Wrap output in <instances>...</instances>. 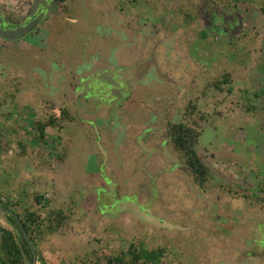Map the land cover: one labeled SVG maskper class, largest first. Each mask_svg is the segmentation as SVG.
<instances>
[{
	"label": "rangeland",
	"instance_id": "374dc122",
	"mask_svg": "<svg viewBox=\"0 0 264 264\" xmlns=\"http://www.w3.org/2000/svg\"><path fill=\"white\" fill-rule=\"evenodd\" d=\"M202 1L204 0H68L67 7L68 3L70 6L66 16L75 18L76 26L57 16L51 24L53 41H48V46H44L47 52L43 48L38 51L40 54L50 52L58 61H61L63 53L68 54L69 59L76 60L78 48L70 46L74 43V47L79 44L85 49L97 46L100 50L96 52L97 57L107 58L105 50L110 49L108 58L111 59L110 55L117 45L124 43L123 39L128 36L131 37L126 30L129 23L136 39L139 35L144 44L154 38L162 40V54L175 55L178 58L174 62L176 67L172 70L169 62H160L159 67L147 70V81L153 83L157 77L155 73L165 75L163 78L168 83L175 81L174 84L180 88L174 84L168 87L173 95L174 90L177 92L171 113L179 122L184 119L187 126H193L201 134L198 140L200 158L209 162V157L215 153L221 159L226 156L227 164L230 165L229 156L232 155L233 160L239 163L237 169L240 173L236 179L246 180L250 185L255 179L258 178L259 182L264 177V12L260 0H215L222 9L228 10V4L230 7L233 5L232 12L240 16L238 32L231 36L229 29L226 36L220 37L217 34H207L198 19L196 9ZM150 16L152 21L149 22L146 18ZM141 23H146L145 32L141 30ZM155 23L161 30L157 37L153 35L157 31L151 29V35L146 31ZM61 28L72 32L66 36L69 40L66 42L67 46L64 42H61L63 46L55 43L60 39L58 32ZM113 31L117 36L108 37L107 33ZM128 46L133 51L136 45ZM19 49L31 58L38 52L36 48L30 49L27 45H20ZM14 52V45H0V134H8V137L12 134L14 146L16 142H21L30 148L24 157H19L21 149H18L19 152L14 151L13 157L6 155V163L0 158V192L5 199H11L12 194L15 200L18 198V212L21 216L23 209L32 205L31 198L39 194L44 198L41 200L42 204L32 205V210L40 218L44 219L51 212H61L63 217L60 227L53 233L44 229L50 224L49 221L43 223L44 228L41 227L40 233H33L37 264H104L107 258L126 253L130 245L137 249H161L163 257L160 264H264V245L261 247L259 243L261 234L254 228L260 222L264 231V199L258 203L253 202L256 201L254 197L251 200L240 199L242 197L239 194L231 193L225 185L219 190L210 180L204 184V194L192 183L191 175L185 171L174 174L177 179L174 180L172 190L177 192L179 198L173 199L163 188L164 182H167L164 179L157 183L156 176L151 187L149 176H152L153 171L146 172L141 167L134 170L140 165L128 167V162L125 163L123 158H115L119 153L114 149L119 144L129 142L126 129L121 134L118 133L119 137L115 138L114 145L104 141L107 148L115 152H110L106 158V171L115 172L122 194L140 192L138 199L141 204L149 206L152 214L164 221L188 227V230L158 229L127 214L114 218L101 216L94 196V187L99 181L98 170L92 168V163L94 166L100 163L93 137L97 133L88 125L82 127L75 122L68 124V121L54 117L52 128L45 134V142L39 140L35 130L31 129L30 118L38 117L41 120L45 116L49 119L51 115L58 114L64 103L62 104L58 95H52L54 98L51 97V101L54 103L47 106L48 109H40L36 102L32 104L33 109H28L31 94L37 95V90L27 86V78L20 79V87L13 84L14 70L9 65H12ZM20 55L19 51L18 56ZM48 60L49 57L43 62L47 64ZM86 65L88 66L87 63ZM98 65L99 62L96 67ZM88 68L91 72L92 67ZM176 69H179V74ZM171 70L173 78L168 75ZM224 74L229 75V82L219 90L214 88V82ZM39 77L42 78L43 75ZM42 81L45 85L44 78ZM158 83L166 88L164 80H159ZM156 84L148 89L150 93L146 98L151 97L153 91L160 93ZM87 100L89 105H98V100L93 96H89ZM167 102L170 101L155 103L163 108L168 105ZM127 103L130 108L140 106L136 96H132ZM13 104L15 105L11 109L9 105ZM68 104L67 99V106ZM187 104L197 106L195 120L204 119L201 124L187 123L191 117V113L184 111ZM3 109L10 112L5 113ZM53 110H56L55 113ZM90 110L95 115L92 121L97 123H106L116 115L113 108L106 113L103 109L96 111L94 107H90ZM4 114L8 117H4ZM61 126L66 129L61 134L62 142L69 140L66 142L68 145L65 142H55L60 136L58 132ZM120 136L124 137V141ZM62 144L69 148L67 156L62 154ZM134 151L139 153L137 148ZM211 159L216 167L229 168L223 161L219 162L218 158ZM180 160L184 162L182 155ZM108 183L112 187L109 181ZM150 188H153V193ZM157 189L165 195L157 197ZM102 195L105 196V193L102 192ZM102 200H105L104 197ZM238 208L241 212L235 214ZM102 209L103 207L101 211ZM0 226L17 235L15 226L1 213ZM129 259L126 258L127 264H131ZM23 264L31 263L25 260Z\"/></svg>",
	"mask_w": 264,
	"mask_h": 264
},
{
	"label": "flooded vegetation",
	"instance_id": "af4514ba",
	"mask_svg": "<svg viewBox=\"0 0 264 264\" xmlns=\"http://www.w3.org/2000/svg\"><path fill=\"white\" fill-rule=\"evenodd\" d=\"M67 1L68 0H65L63 4H60L57 2V0H0V28L17 29L33 22L35 19H38V22L36 23L34 29L29 31L25 36L21 38H18L16 40H6L0 37V45H14L15 52L14 54H12L13 61L11 63L12 65H9L14 70V73L12 74L13 84L20 87L22 85V83H20V79L27 78V86L30 88H36L37 90V95L31 94L30 101L27 105L28 109H33L32 104H34L35 102L38 103L37 106L40 109H48L47 106H50L52 105V103H54L51 101V97H53L52 95H54L55 97L58 95L60 101H62V104L64 103V106L58 110V114L51 115L49 119L45 118V116L41 118V120H39L38 117L30 118L29 121L32 122L31 129L35 130L34 133L39 140L45 142V134L50 128H52L51 126L54 124V121L49 123L50 118L54 120V117H58L60 119L68 121V124L75 122L77 123V125H81L82 127L88 125L97 133V135H94L93 137H95V152L97 154V157L99 158L100 163L98 162L96 166H94V163H92V168L94 169L95 167L96 170H98L97 173L99 176V181H97V185L94 187V196L99 207V214L103 217L112 218V215H110L109 212L116 214L120 211L119 205L125 202H133L138 204L141 209L149 210V206L141 204L140 199H138L140 192L132 194H122L118 188L119 184L116 182L115 172H108L104 167L106 158L107 156H109H106L104 141L106 140V138H108L107 140L114 144L115 138L119 137L118 133L121 134L123 129H126L129 141L128 143L124 142L122 149L123 159L125 160V163L128 162L126 165H128V167H136V165L139 164L140 166L138 168H134V170H137L141 167L145 169L146 172L153 171L152 176H149L151 187L156 176L157 183L158 181H162L164 179V181H167L166 184L165 182L163 184V188L165 189L166 194H171L173 199H178L179 195L177 194V192H175V190H172L174 188L173 186L175 185L174 180L177 179L174 174L184 171L188 173V170L186 164H184L185 157H183L182 152L175 149L174 147V129L179 125H183L189 130L194 131L195 135L198 136V140L201 134L199 132L198 134L194 130L193 126H187L184 119L179 122L171 113V111H173L172 105L174 104V97H176L177 92H175L174 90L173 95V93H170L171 89H168V87L171 86V84H174L175 81L171 83V80V82L168 83L167 80L163 78L166 77L165 75L155 73L157 77H155V81L153 83H150L147 81L145 76L147 70L152 69L151 67L154 66L159 67L158 65L160 62H163V64L165 63V61L169 62V67L174 70L176 67V63L174 62L175 59L178 58L172 54H162V46L164 44L162 40L154 38L144 44L142 38H140L139 35L136 39V35L131 32L132 26L130 25V23L128 24L129 27H127L126 30L129 32V34H131V37L128 36V38L123 39L124 43H122L121 45L118 44L113 54L110 55L111 57L109 56L111 59H113V62L108 57V59H100L99 57L95 56L96 53L93 52L92 48L85 49L78 43V45H76L75 47L74 43L70 45L73 48H78V58L76 60L69 59L68 54L64 55V53L62 54L61 61L60 59L59 61L55 60L50 52L47 54H40L38 50L40 48L44 49L45 45L48 46V43L53 41V30L51 24L54 22L53 20H56L57 16H60L64 21H71L73 25L76 26V24L74 23H76L77 20H75V18L66 16V14L69 12L68 8L70 6V4L68 3L67 7ZM196 12L198 14V19L201 20L200 22L207 34H217L218 36L223 37L227 35V31H229L230 29L232 36L240 29V16L236 12L229 13L228 10L220 8V6L216 4L215 0H204L200 2L198 4ZM145 27L146 23H144L141 28V30H144L143 32H145ZM151 29L152 31H157L153 33L155 37L160 34V28L156 23L151 25V28L146 29V31L149 32V35H151L150 33H152ZM71 33L72 32L68 30L66 31L64 28H61L58 32L60 39H58L55 43L63 46L61 42H64L66 45V42L69 41L66 36ZM117 34H119V32H117ZM115 35L116 32L114 31L113 33H107L108 37L113 36L112 38H114ZM136 40H138L139 43L136 44ZM130 44L136 45L135 49L133 50L134 52L132 50H129L128 45ZM20 45H27L30 49L36 48L38 52L36 53L35 57L31 58L30 55H26L25 51L22 52L21 49H19ZM109 50L107 49L106 52L108 53ZM19 51L21 52L20 56H18ZM26 51L28 53V50ZM45 52H47V50H45ZM47 57H49V60L47 61L48 63L45 64L43 61H46ZM97 62H99V65L96 67ZM86 63L88 64V66L86 65ZM147 64H149L150 67ZM77 65H80V67L77 68ZM7 66L8 64H6L5 67ZM89 66L92 67L91 72L88 71ZM172 70L168 73L170 77H172ZM178 70L176 69L177 74H179ZM1 74L2 72H0V75ZM41 74L43 75L42 78H44L46 81L45 85H43L42 78L39 77ZM159 80H164L165 84H167L165 85L166 88L161 87L162 83H158ZM154 83H157V89L160 90V93L159 91H153V95L149 98H146L147 94L150 93L148 89H151V86L154 87ZM145 88L147 89L145 90ZM15 93H18V87L16 88ZM89 96L95 97L98 100V105L93 103H91L92 105H89V101L87 100ZM132 96H136L138 98L140 106H137L136 108H130V106H128L127 102L132 98ZM69 98L71 100H69ZM67 99L69 101V106H67ZM168 100L170 102H167L168 105L163 106V108H159L157 103H155H163ZM14 105L15 104L9 106L11 109H13ZM90 107H94L96 111L99 109H103L105 113L107 112V110L113 108L116 111V115L111 117V119H109L110 121L107 120L106 123H97L95 121L93 122L92 120H94L95 115L93 112H91ZM186 107L184 108V111H188V109L193 108L191 110H193L194 112L191 113V117L189 118L187 123H189L190 125H195V122L201 124V121H203L204 119H202L201 121L199 120V118L195 120L196 117L194 114H196L197 112V106L187 104ZM146 108L147 112H145ZM7 111L10 112V110L3 109V112L7 113ZM54 111L56 110H53V112ZM143 114L146 115L142 116ZM4 117H8V115L4 114ZM37 123L47 124L44 127L43 136H40L39 131L36 130ZM63 130L66 131L65 127L61 126L58 132L60 136L57 137L58 139H55L56 143L69 142V140H65L62 142L63 139H61V134ZM6 137H8V134H0V158L3 159L4 163H6L4 161L6 155L10 154L12 155L11 157H13L14 151L19 152V145L21 144V142H16V145L14 146L12 134H10L8 138ZM120 137L122 138V141H124V137ZM7 142H9L10 144H8ZM67 145L64 146V144H62L61 150L62 154L66 156L69 153V148H67ZM26 147L25 152L27 154L30 146L27 145ZM198 147H195V151L200 158ZM134 148H137L139 153H136V151H134ZM19 153L22 154V151L20 150ZM102 153H104L105 155H102ZM142 154L144 156H142ZM181 155L182 159L184 160L183 163L181 162L182 160H180ZM229 157L231 158V166L227 164L226 156H223L221 159L220 156L215 153H212V155L209 157V162H207L205 159L202 160L208 172L211 174L209 180L213 184H215L219 190L223 189V186L225 185V187H227V190L229 189L231 193L239 194L240 197H242H239L240 199L244 198L251 200V197H254L256 201L253 200V202L255 203H258V201L264 199V177L261 178L259 182L258 178L257 180L254 178L255 180L250 185H248L246 180H237V174L240 173V170L237 169L239 163L233 160L232 155ZM211 158H218L219 162L223 161L227 165L226 167L229 168L224 169L216 167V164L211 163L210 160H213ZM231 167L233 169H231ZM107 180L110 182V185L112 184V187L109 186ZM260 182H262V184ZM198 187L204 194L206 193L204 185H202V187ZM11 190L14 192L13 189H10V191ZM150 190L152 191V193L154 192L153 188H150ZM102 192L105 193V196L102 195ZM160 195L164 196L165 193H163L161 190L156 191V196L160 197ZM2 196L3 195L0 192V205L2 206L3 204H5L9 207L11 206L9 209H5L4 206H2V209L11 211L13 215H15L19 220L21 215L18 212V198L16 197L15 200L14 194L11 195V199H5ZM36 196L40 197L41 200L44 199L42 195L35 194L31 198L32 205L35 206H37L34 201V198ZM102 197H104L105 200H102ZM142 197L144 198L143 195ZM205 197L209 198L208 196ZM41 204L42 203H40V205ZM101 207H103L102 211ZM149 211L151 212V210ZM262 213L264 215V211ZM122 214H127L134 218L128 212H123L120 214V216ZM236 216L239 217V215ZM217 217L220 218L219 216ZM168 223L176 225L171 221ZM176 226L184 228V230L176 231L188 230V227H183L180 225ZM19 227V229H23L22 224ZM254 228H257L258 232H260L261 234V240L259 243L261 244V247H263L264 231L260 226V222ZM26 235L29 239L30 235H28L27 233ZM31 238H33L35 242L34 235L31 234ZM25 242L27 244L26 240ZM27 247L29 249L28 244ZM33 248L37 253L35 249L36 242L35 247ZM24 261H22L21 264H23ZM31 264H37V261L33 262L32 258Z\"/></svg>",
	"mask_w": 264,
	"mask_h": 264
},
{
	"label": "trees",
	"instance_id": "16d2710c",
	"mask_svg": "<svg viewBox=\"0 0 264 264\" xmlns=\"http://www.w3.org/2000/svg\"><path fill=\"white\" fill-rule=\"evenodd\" d=\"M236 1V0H235ZM239 1V0H237ZM242 1V0H240ZM244 1V0H243ZM251 1V0H245ZM262 5V12H264V0H260ZM58 3L63 4L65 0H57ZM229 9V13L233 10V5L230 7L228 4L227 6ZM229 82V75L224 74L222 78L218 81L214 82V88L221 89L220 87L224 84ZM193 108L188 109L189 113H192ZM194 113V112H193ZM66 115V113H65ZM54 120L50 118L49 123L53 122ZM47 124H36V130L39 131V135L43 136L44 127ZM174 147L175 149L182 152L183 157H185L188 173L191 175L192 183L194 185H198L202 187L207 180H209L210 173L208 172L207 168L202 162V159L199 158L197 152L195 151V147H198V136L195 135L194 131L189 130L183 125H179L174 129ZM10 144L9 142H7ZM19 148L22 151V154L19 157H24L26 155L25 146L20 144ZM35 204L40 205L41 198L35 197L34 198ZM5 209H9L10 207L3 204ZM1 206V208H2ZM14 206V205H13ZM20 206V205H17ZM35 206V205H34ZM32 205L24 208L23 215L19 218L23 229L29 236L30 242L35 247L34 239L31 238V234L33 233H40L41 227L44 228L45 221H49L50 224L44 228L46 231H50L53 233L58 227H60V223L63 221V217L61 212L57 213H49L44 219H41L37 214L36 211L32 210ZM5 217L14 224L15 229H17V235H15L10 230H6L5 228L0 226V264H21L22 261L26 260L29 263L32 262L31 253L27 247L25 240L21 235V230L19 229L18 222L7 215ZM129 259V263L131 264H160L163 251L161 249L157 250H146L144 248L137 249L134 245H130L126 251V253L121 254L117 257H109L107 258L104 264H127L126 258ZM39 260V259H38Z\"/></svg>",
	"mask_w": 264,
	"mask_h": 264
},
{
	"label": "water",
	"instance_id": "95a60500",
	"mask_svg": "<svg viewBox=\"0 0 264 264\" xmlns=\"http://www.w3.org/2000/svg\"><path fill=\"white\" fill-rule=\"evenodd\" d=\"M37 22H38V19H35L33 22H31V23H29L23 27H19L17 29L0 28V37L3 39H6V40H16L18 38H21V37L25 36L29 31L34 29ZM119 206H120V211L117 212L116 214L112 215V217H117L123 212H128L137 220H140L144 223L152 225L158 229H165L168 231L184 230V228H182V227L170 224V223L163 221L160 218L152 215V213L149 210L141 209V207L136 203L125 202V203L120 204ZM0 213L2 215L12 216L18 222L19 226L21 225L19 220L17 219V217L15 215H13V213L11 211L2 209L1 205H0ZM20 230H21L23 238L27 241L30 252L32 254L33 262H36L37 261L36 252H35L32 244H31L30 240L28 239V236L26 235L25 230L24 229H20Z\"/></svg>",
	"mask_w": 264,
	"mask_h": 264
},
{
	"label": "crops",
	"instance_id": "0c3cea01",
	"mask_svg": "<svg viewBox=\"0 0 264 264\" xmlns=\"http://www.w3.org/2000/svg\"><path fill=\"white\" fill-rule=\"evenodd\" d=\"M146 20L149 21V22L152 21V20H151V16H150L149 18H146ZM142 21H143V19H142ZM143 22H144V21H143ZM141 24L144 25V23H141ZM93 47H94V48H92V50H93L94 53L100 51V50L97 48V46H93ZM107 48H109V47H107ZM105 51H107V50H105ZM102 54L104 55V53H102ZM105 56L108 57V53H105ZM99 58L102 59V60H103V59H108V58H103V57H99ZM107 139H108V138H106V142L108 141ZM108 142H110V141H108ZM110 143H111V142H110ZM108 144H109V143H108ZM111 144H112V143H111ZM113 145H114V144H113ZM120 145H121V147H120ZM123 145H124L123 143H122V144H119V146H118L117 148H115L116 150L114 149V151H115L117 154L119 153V155H118V156H115V158H119V159H122V158H123V151H122V149H123ZM105 149H106V152H105V153H106V156L109 155L110 152L113 153V154L115 153L114 151L109 150V149L107 148L106 145H105ZM107 157H109V156H107ZM241 202H242V200H241ZM151 209H152V208H151ZM235 211H236L235 214L238 213V212H241V211H240V208H238V209L235 210ZM153 215H154V214H153ZM240 215H242V214H240ZM154 216H155V215H154ZM156 217H157V216H156ZM160 219H161V218H160ZM161 220H163V219H161ZM163 221H164V220H163ZM252 223H253V222H252ZM252 223H251V224H252ZM260 225H261V224H260ZM162 230H165V229H162Z\"/></svg>",
	"mask_w": 264,
	"mask_h": 264
}]
</instances>
